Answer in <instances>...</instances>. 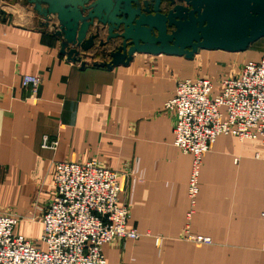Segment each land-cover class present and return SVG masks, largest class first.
Instances as JSON below:
<instances>
[{"label":"crops","instance_id":"crops-1","mask_svg":"<svg viewBox=\"0 0 264 264\" xmlns=\"http://www.w3.org/2000/svg\"><path fill=\"white\" fill-rule=\"evenodd\" d=\"M54 31L27 0H0V212L20 218L17 234L43 249L54 164L93 160L118 174L126 228L140 235L104 244L108 264H264V145L218 136L202 157L191 208L192 157L174 146L175 116L163 110L178 80L217 86L264 55L249 59L264 38L241 53L200 50L191 60L134 54L107 70L69 62ZM25 75L41 80L35 98ZM44 137L54 150L42 148ZM185 225L212 244L185 241Z\"/></svg>","mask_w":264,"mask_h":264},{"label":"built area","instance_id":"built-area-1","mask_svg":"<svg viewBox=\"0 0 264 264\" xmlns=\"http://www.w3.org/2000/svg\"><path fill=\"white\" fill-rule=\"evenodd\" d=\"M21 84L35 98L41 80L25 75ZM163 110L175 116L174 146L192 157L187 196L193 208L202 157L218 136L258 140L264 145V55L257 62L241 65L236 76L222 79L217 86L210 79L178 80ZM56 146V141L44 137L43 149ZM52 177L53 194L40 218L44 248L17 234L19 217L0 212V264H108L102 254L104 244L139 238V233L126 228L129 212L127 206L118 204L120 186L115 171L93 160L63 162L54 164ZM184 240L212 244L209 237L190 233L188 225Z\"/></svg>","mask_w":264,"mask_h":264},{"label":"water","instance_id":"water-1","mask_svg":"<svg viewBox=\"0 0 264 264\" xmlns=\"http://www.w3.org/2000/svg\"><path fill=\"white\" fill-rule=\"evenodd\" d=\"M55 28L71 63L111 70L134 54L191 60L200 50L241 53L264 38V0H27ZM99 48L106 61L96 62ZM89 57L88 60H86Z\"/></svg>","mask_w":264,"mask_h":264},{"label":"rangeland","instance_id":"rangeland-1","mask_svg":"<svg viewBox=\"0 0 264 264\" xmlns=\"http://www.w3.org/2000/svg\"><path fill=\"white\" fill-rule=\"evenodd\" d=\"M263 41H264V39H263ZM260 49H261V50L258 51L256 54H254V55H250V56H249V59H250V60H253V58H257V57H259V55L262 54V52H264V47H261ZM98 51H100V49L97 48V47H96L94 50L91 51V54H93V56H94V61H96V62L106 61V60H107V57H105L104 54H98ZM86 58H87L86 60L89 59V57H86ZM26 234H29L28 231H27ZM38 234H39V228H38L37 226H34V227L32 228L31 235H32L33 237H36V236H38Z\"/></svg>","mask_w":264,"mask_h":264}]
</instances>
